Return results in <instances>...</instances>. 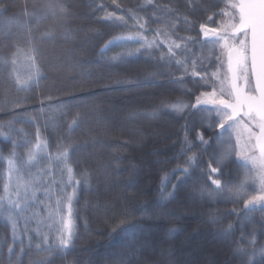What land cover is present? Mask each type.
Returning <instances> with one entry per match:
<instances>
[{
  "label": "trees",
  "instance_id": "trees-1",
  "mask_svg": "<svg viewBox=\"0 0 264 264\" xmlns=\"http://www.w3.org/2000/svg\"><path fill=\"white\" fill-rule=\"evenodd\" d=\"M50 2L0 0V57L19 48L14 75L26 80L30 68L25 40L31 33L41 51L42 70L38 82L21 90L10 76L13 66L0 63V132L7 135L0 136V195L7 176L4 158L13 143L23 162L37 134L49 145L41 155L55 156L57 145H71L69 160L80 181L73 244L67 253L44 250L42 236L52 245L57 242L47 207L55 199L46 205L44 198L30 203L15 233L0 209V264H241L242 255H234L235 242L242 234L254 233L256 247L264 245V211L246 210L243 200L228 195L201 196L202 186L215 187L207 175L217 174L207 165L213 150H221L213 138L220 129L209 126L215 119L212 107L183 113L157 107L177 99L194 104L195 96L208 89L190 75L183 84L173 82L183 73L175 63L159 59L166 45L135 53L140 45L128 39L143 23L150 29L148 38L159 30L187 48L189 61L204 59L212 47L205 43L200 25L215 27L221 21L213 14L224 7L223 0H60L68 8L67 19L48 12ZM109 13L124 20L107 19ZM46 32L52 37L41 38ZM121 54L123 60L115 59ZM204 64L208 67L207 59ZM76 115L79 124L70 128V118ZM198 133L209 141L207 150ZM190 156L198 162L184 173L180 169L189 167L185 161ZM46 168L49 175L42 176L43 181L52 179L53 192L64 188L68 177L63 163L39 160L26 164L23 174L37 179L36 173ZM221 168L222 180L238 183L244 178L245 165L235 155L224 158ZM173 185L175 198L169 199ZM124 217L126 224L117 227ZM230 224L227 234L223 230ZM129 225L131 231L121 230ZM253 264H264V257L257 255Z\"/></svg>",
  "mask_w": 264,
  "mask_h": 264
},
{
  "label": "snow or ice",
  "instance_id": "snow-or-ice-1",
  "mask_svg": "<svg viewBox=\"0 0 264 264\" xmlns=\"http://www.w3.org/2000/svg\"><path fill=\"white\" fill-rule=\"evenodd\" d=\"M148 2L151 3V0ZM223 3L224 7L213 14L221 17V21L215 27H209L207 23L200 25V32L205 43L212 45L209 55L204 58L208 60V67H205L204 59L197 58L189 61L185 55L187 48L176 43V40L170 39L167 33L157 30L156 36L148 38L147 32L150 29L146 28L143 23L138 25L139 31L128 39L140 45L135 49V53H141L142 50L151 53L166 45L167 51H161L159 59L166 63H175L183 73L178 81L173 82L183 84L184 77L190 75L194 80L199 78L195 82L200 87L211 89L210 91H201L199 95L195 96L194 104L177 99L162 102L157 106L158 109H170L177 113H183L189 108L200 109L206 105L212 106L210 111L214 112L215 119L209 126L221 130L214 133L213 137L221 150L219 153L215 149L213 150L207 165L210 173L217 174L215 178L212 175H207V179L215 187L202 186L201 196L206 195L209 199H214L217 196L228 195L234 201L243 200L246 210L254 211L259 207L261 211H264V0H223ZM46 7L53 16L60 15L62 18H68V8L60 0H53ZM106 18L124 20V17H115L111 13ZM208 21L216 23L212 17H209ZM52 35L51 32H46L42 34L41 38L52 37ZM159 35L164 36L163 41L158 39ZM176 39L185 41L183 37ZM112 43L114 41L109 42V44ZM25 44L28 49L25 55L30 68L26 80H20L14 75L17 56L21 51L19 48H16V51L7 57H0V63L13 66V73H10V76L13 77L14 82L20 86L21 90L27 88L32 81L38 82L42 75L41 51L37 45V38L29 33ZM178 55H185V59H176ZM115 59L123 60L124 54ZM209 67L211 71H209ZM188 94H190V90ZM79 121L78 115L73 116L70 118L68 126L76 127ZM3 127L4 125H0V128ZM8 128V134H11L13 131L11 122H9ZM225 131L229 133L227 140L224 139ZM233 133L236 137L235 143L232 142ZM0 136L7 138L3 132H0ZM196 138L201 145L206 146L204 150H207L209 141L205 140L203 133H198ZM185 142L187 143V137ZM15 147L16 145L13 143V151L4 158L7 161V176L3 182V194L0 195V209L8 214L7 219L11 222L12 231L15 233L18 218L26 212L37 191H41L50 201L55 199V204L47 207L48 219L53 221L56 226L57 242L52 245L48 236L45 235L42 236V244L45 246V251L63 250L67 253L70 250L69 246L73 244L72 219L74 203L77 198L76 186L80 183L73 174V167L69 160V148L72 146L66 147L60 144L57 145L55 156L51 153L41 155L49 145L37 134L35 143L28 147L26 162L21 161L17 156ZM191 147L193 145L189 146V150ZM232 155L243 160L246 168L243 180L238 183L231 179H221L222 160ZM39 160H45L49 165L53 161L63 163V171L67 173L68 177L67 181L63 182L64 188L53 192L51 187L53 181H43L42 176L49 175L47 168L36 173L38 179L30 177L25 180L22 178L26 164H34ZM197 162L196 156L188 157L185 163L189 167L181 168L180 171L187 173L189 168ZM213 163H215V167ZM176 187L173 185V191L167 193L169 199L175 198ZM68 188H71L72 191H67ZM164 198L162 195L161 199ZM126 221L127 217H124L117 227L125 225ZM132 227L129 225L121 230L131 231ZM232 228L233 226L230 224L228 229L223 231L231 234L229 230ZM115 230L114 228L113 231ZM235 243L237 247L234 255H242L241 264H253L257 255L264 257V245L256 247L257 241L254 233H249L247 236L242 234L240 241Z\"/></svg>",
  "mask_w": 264,
  "mask_h": 264
},
{
  "label": "rangeland",
  "instance_id": "rangeland-1",
  "mask_svg": "<svg viewBox=\"0 0 264 264\" xmlns=\"http://www.w3.org/2000/svg\"><path fill=\"white\" fill-rule=\"evenodd\" d=\"M124 1H125V0H124ZM187 1L191 2L192 0H187ZM202 36H203V35H202ZM174 40H175V39H174ZM176 43H179V41L177 42V40H176ZM210 46L212 47L211 43H210ZM27 66H29V62H28V64H27ZM27 69H29V68L27 67ZM208 90L210 91L211 89L208 88ZM206 106L208 107V106H211V105H206ZM211 107H212V106H211ZM220 131H221V130H220ZM224 133H225V134H224V135H225L224 137H227V138H228L229 133H228L227 131H225ZM235 139H236V137H235V134L233 133V134H232V142H233V143H235ZM46 155H47V154H46ZM241 161H243V160H241ZM46 162H47V161H46ZM243 163H244V162H243ZM48 168H49V167H48ZM50 173H51V172H50ZM44 176H46V175H44ZM22 178L25 179V180L28 179L27 176H26L25 174H22ZM31 178H32V177H31ZM37 179H38V178H37ZM48 180H50V177L47 178V181H48ZM47 181H45V182H47ZM51 181H52V179H51ZM53 189H54V188L52 187V191H53ZM36 193H37V194H41V197H40V199H37L36 194H35V197L32 198V202H33V203H40V200H41L42 198H44L45 201L43 202V204H44V205H46V204H50V200H48V198H47L46 196H44L43 193H42L41 191H37ZM32 202H31V204H33ZM200 255H201V254H200ZM196 260H197V259H194V263H195Z\"/></svg>",
  "mask_w": 264,
  "mask_h": 264
}]
</instances>
